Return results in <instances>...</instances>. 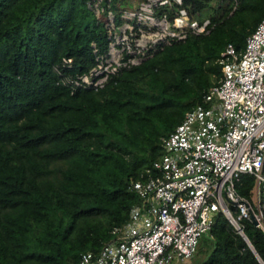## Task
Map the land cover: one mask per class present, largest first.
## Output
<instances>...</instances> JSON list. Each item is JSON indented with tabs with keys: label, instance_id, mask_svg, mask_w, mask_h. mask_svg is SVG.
Here are the masks:
<instances>
[{
	"label": "trees",
	"instance_id": "1",
	"mask_svg": "<svg viewBox=\"0 0 264 264\" xmlns=\"http://www.w3.org/2000/svg\"><path fill=\"white\" fill-rule=\"evenodd\" d=\"M182 4L209 16L210 30L159 48L103 86L71 91L54 65L70 56L68 70H87L108 42L86 0H0V264H78L82 252H97L139 200L131 181L155 174L162 137L221 75L222 50L242 51L264 15V0ZM254 183L250 172L235 179L247 198ZM241 224L247 238L215 211L193 263L261 264L264 230Z\"/></svg>",
	"mask_w": 264,
	"mask_h": 264
},
{
	"label": "built area",
	"instance_id": "2",
	"mask_svg": "<svg viewBox=\"0 0 264 264\" xmlns=\"http://www.w3.org/2000/svg\"><path fill=\"white\" fill-rule=\"evenodd\" d=\"M115 2V7L112 4ZM107 32V48L84 71L71 72L72 58L54 65L71 91L103 86L120 69L140 62L188 34L208 32L209 16L188 12L182 0H86ZM218 61L222 73L162 137L155 174L133 179L139 200L129 218L113 225L97 252L84 251L78 264H169L190 259L199 237L209 233L215 211L243 232L241 219L264 230V15L238 52L228 43ZM250 172V198L235 179Z\"/></svg>",
	"mask_w": 264,
	"mask_h": 264
},
{
	"label": "rangeland",
	"instance_id": "3",
	"mask_svg": "<svg viewBox=\"0 0 264 264\" xmlns=\"http://www.w3.org/2000/svg\"><path fill=\"white\" fill-rule=\"evenodd\" d=\"M206 236V233H203L200 237H199V242H200V240H202V238L203 237H205ZM201 256L202 255H195V256H193V257H191L190 259L194 262H196V261H198L199 259H201ZM194 262V263H195ZM169 264H184V262L183 261H178V260H175V261H173L172 263H169Z\"/></svg>",
	"mask_w": 264,
	"mask_h": 264
},
{
	"label": "water",
	"instance_id": "4",
	"mask_svg": "<svg viewBox=\"0 0 264 264\" xmlns=\"http://www.w3.org/2000/svg\"><path fill=\"white\" fill-rule=\"evenodd\" d=\"M253 222L256 224L257 223V220L256 219H253ZM244 236H245V234L243 233V232H241ZM246 237V236H245ZM247 238V237H246ZM248 240V239H247ZM249 242V241H248ZM249 245H250V247L254 250V248H253V246L251 245V243L249 242ZM255 254H257V253H255ZM259 260H260V262H261V264H264V261H262L260 258H259Z\"/></svg>",
	"mask_w": 264,
	"mask_h": 264
}]
</instances>
